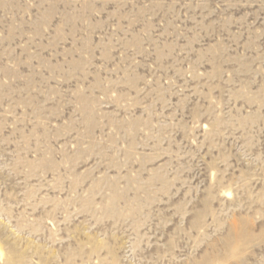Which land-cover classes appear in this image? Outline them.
I'll list each match as a JSON object with an SVG mask.
<instances>
[{
	"label": "rangeland",
	"instance_id": "374dc122",
	"mask_svg": "<svg viewBox=\"0 0 264 264\" xmlns=\"http://www.w3.org/2000/svg\"><path fill=\"white\" fill-rule=\"evenodd\" d=\"M0 264H264V0H0Z\"/></svg>",
	"mask_w": 264,
	"mask_h": 264
}]
</instances>
